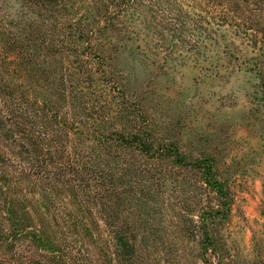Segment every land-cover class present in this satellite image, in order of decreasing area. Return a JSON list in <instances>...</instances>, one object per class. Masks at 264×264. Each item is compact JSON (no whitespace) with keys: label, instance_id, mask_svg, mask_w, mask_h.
Wrapping results in <instances>:
<instances>
[{"label":"trees","instance_id":"1","mask_svg":"<svg viewBox=\"0 0 264 264\" xmlns=\"http://www.w3.org/2000/svg\"><path fill=\"white\" fill-rule=\"evenodd\" d=\"M86 1L24 0L22 25H0L3 53L10 46L7 31L14 42L22 40L13 71L25 78V66L27 75L35 60L41 87L59 101L31 100L23 80L20 92L0 72V264H129L135 224L121 221V206L133 205L139 178H165L166 170L158 173L159 166L149 162L168 151L176 164L184 162L175 149L156 148L143 137L144 124L120 99L123 88L103 53L127 51L129 44L139 51L136 42L142 41L167 62L189 32L199 30V40L209 36L203 16L187 11L181 0ZM189 44L192 51L200 47V54L206 50ZM120 118L129 130L114 128ZM135 146L138 162L130 154ZM194 165L204 170V184L221 194L224 185L209 179L212 166ZM127 181L133 183L124 188ZM102 226L110 235L106 245L95 237Z\"/></svg>","mask_w":264,"mask_h":264},{"label":"rangeland","instance_id":"2","mask_svg":"<svg viewBox=\"0 0 264 264\" xmlns=\"http://www.w3.org/2000/svg\"><path fill=\"white\" fill-rule=\"evenodd\" d=\"M181 2L203 16L209 36L199 40V30L189 32L167 62L142 41L136 42L139 51L129 44L127 51L103 53L108 72L123 88L120 99L129 101L144 124L143 137L184 157L178 165L166 151L162 160L149 162L159 166L158 173L165 169V178H139L133 205L122 204L121 221L135 224V258L129 264H264V0ZM25 4L0 0L7 13L0 14V25H22ZM14 36L7 31L4 53L0 44L1 77L20 85V92L23 80L31 100L57 104L41 87L35 60L27 75L25 66V78L13 71L12 61L22 54V40L14 42ZM191 41L206 50L192 51ZM113 124L129 130L125 118ZM140 153L136 146L130 150L133 161L142 160ZM199 161L212 166L209 179L224 185L221 194L204 184V170L194 165ZM213 211L220 215L210 216ZM95 237L99 245L110 241L104 226Z\"/></svg>","mask_w":264,"mask_h":264}]
</instances>
